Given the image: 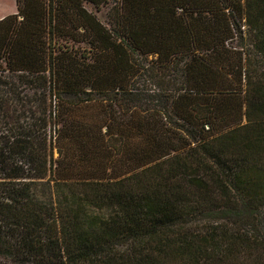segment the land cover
Instances as JSON below:
<instances>
[{
    "label": "trees",
    "instance_id": "trees-1",
    "mask_svg": "<svg viewBox=\"0 0 264 264\" xmlns=\"http://www.w3.org/2000/svg\"><path fill=\"white\" fill-rule=\"evenodd\" d=\"M16 2L0 111L25 114L5 147L30 174L0 181V256L264 264V0ZM17 22L41 67L21 63Z\"/></svg>",
    "mask_w": 264,
    "mask_h": 264
},
{
    "label": "rangeland",
    "instance_id": "rangeland-1",
    "mask_svg": "<svg viewBox=\"0 0 264 264\" xmlns=\"http://www.w3.org/2000/svg\"><path fill=\"white\" fill-rule=\"evenodd\" d=\"M39 4L41 3V0H38ZM30 5L27 4V9L30 10ZM86 8L96 14L98 19L106 23V10L107 6L101 7L100 10H94L92 5L90 4H85ZM17 11V2L16 0H0V20L2 19H7L5 23L0 24V55L4 53V48H6V52H10V47L5 45L7 42V30H9L10 26V21L11 17H14L15 13ZM36 12H39V10H35ZM20 25V26H19ZM37 27L30 24H22L17 22L15 29H17V32L21 34L22 32L27 35V38H23L22 41L20 42V47L18 48L19 51V57L21 60V63L27 64V65H35L34 67H41L43 64V43H42V37L39 35V37L34 36L35 35V29ZM29 37V38H28ZM31 37H34L32 40ZM247 39L243 38V40L237 39L234 43L236 44V48L242 49L247 47ZM242 43V47L239 45ZM82 46V45H81ZM85 46V44H83ZM30 63V64H29ZM6 68V66H5ZM0 69L3 70V73L6 75L8 74V68L4 69L3 63H0ZM4 80V77L1 78V80ZM22 84V83H21ZM19 87L20 90H24V92H27L30 90V85L28 84H22ZM97 112L96 108H88L86 111L82 112L83 116L86 117H93L95 116ZM6 115L10 117V119L6 118ZM25 114L22 113V111L16 112L13 108L10 109L9 111H0V153L1 149L6 146V144L14 140L16 138L17 132L14 131L10 133L8 131V127L13 126L14 120H17L19 117H23ZM28 122L27 119H24L23 123ZM29 123V122H28ZM48 129L52 130V123L48 122ZM3 154L5 156L4 162L8 164L6 170L0 168V177H3L4 179H0V181H6L7 177H19V176H28L30 172H27V170H24L23 172L20 170H15L11 165H14L15 163L19 162L20 160L22 161V157L18 153H15L11 150H8L6 147L3 151ZM53 158H56L58 156V153L56 152V148L53 149L52 152ZM6 177V178H5ZM0 185V189H1ZM1 196V195H0ZM41 192L37 195V197L42 198ZM0 264H21V263H16V262H11L9 260H5L2 256H0ZM22 264H31V263H22Z\"/></svg>",
    "mask_w": 264,
    "mask_h": 264
}]
</instances>
